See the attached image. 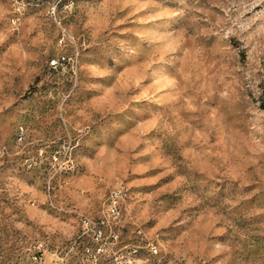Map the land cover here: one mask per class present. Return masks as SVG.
<instances>
[{
	"label": "rangeland",
	"instance_id": "1",
	"mask_svg": "<svg viewBox=\"0 0 264 264\" xmlns=\"http://www.w3.org/2000/svg\"><path fill=\"white\" fill-rule=\"evenodd\" d=\"M60 3L0 0V264H54L115 186L165 264H264V0Z\"/></svg>",
	"mask_w": 264,
	"mask_h": 264
},
{
	"label": "built area",
	"instance_id": "2",
	"mask_svg": "<svg viewBox=\"0 0 264 264\" xmlns=\"http://www.w3.org/2000/svg\"><path fill=\"white\" fill-rule=\"evenodd\" d=\"M20 128L17 140L22 138ZM52 166H56L52 173H57L62 166L70 169L69 155L54 153L50 156ZM46 189L48 190V183ZM122 189L112 187L106 195L103 211L96 216H90V221H82L81 214L76 215L78 229L68 245L55 252L54 264H125V258H139L150 263L153 244L140 241L128 243L123 238V220L120 212ZM75 214V212H73ZM138 236V232H136ZM34 262L40 261V256L32 257ZM166 260L162 259L161 264Z\"/></svg>",
	"mask_w": 264,
	"mask_h": 264
},
{
	"label": "bare ground",
	"instance_id": "3",
	"mask_svg": "<svg viewBox=\"0 0 264 264\" xmlns=\"http://www.w3.org/2000/svg\"><path fill=\"white\" fill-rule=\"evenodd\" d=\"M22 138L19 139V141ZM81 220L83 221V215L81 216ZM151 264H161V261L158 257V250L153 246L152 254L150 256ZM125 264H149L146 260H140L139 258H125Z\"/></svg>",
	"mask_w": 264,
	"mask_h": 264
},
{
	"label": "trees",
	"instance_id": "4",
	"mask_svg": "<svg viewBox=\"0 0 264 264\" xmlns=\"http://www.w3.org/2000/svg\"><path fill=\"white\" fill-rule=\"evenodd\" d=\"M76 1H78V0H61V5H65V4H67L68 2H71V3H74V2H76Z\"/></svg>",
	"mask_w": 264,
	"mask_h": 264
},
{
	"label": "crops",
	"instance_id": "5",
	"mask_svg": "<svg viewBox=\"0 0 264 264\" xmlns=\"http://www.w3.org/2000/svg\"><path fill=\"white\" fill-rule=\"evenodd\" d=\"M68 212L73 214V212H74V211H73V212H71L70 210H68Z\"/></svg>",
	"mask_w": 264,
	"mask_h": 264
}]
</instances>
